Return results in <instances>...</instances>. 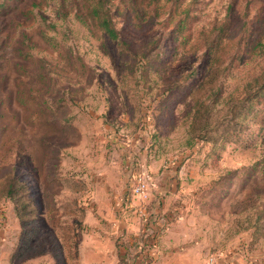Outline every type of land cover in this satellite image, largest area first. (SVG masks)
<instances>
[{
  "label": "rangeland",
  "instance_id": "rangeland-1",
  "mask_svg": "<svg viewBox=\"0 0 264 264\" xmlns=\"http://www.w3.org/2000/svg\"><path fill=\"white\" fill-rule=\"evenodd\" d=\"M263 84L264 0H0V264H264Z\"/></svg>",
  "mask_w": 264,
  "mask_h": 264
},
{
  "label": "crops",
  "instance_id": "crops-1",
  "mask_svg": "<svg viewBox=\"0 0 264 264\" xmlns=\"http://www.w3.org/2000/svg\"><path fill=\"white\" fill-rule=\"evenodd\" d=\"M108 203H109V201H108ZM113 204H116L117 210L113 208L109 214L113 216L112 217V221L114 222L113 225L117 226L119 224L121 226L119 228V234L122 235V238H124V239L131 238L132 234H134V236H139L142 233L141 231H143L141 224L139 223V221L141 219L140 216L137 214L135 216H133L131 214H127L128 210H126V208H124L122 206L123 204H125V201H120V199L117 198L116 201H111V205H113ZM126 205H127V201H126ZM161 210H162L161 204L159 205L157 203L150 208L149 213L146 214V211L148 212L147 208H145L143 211L144 215L146 214L147 217L150 215L152 216L153 220H151L150 226H152L153 223H155L154 229L157 228L156 226L158 224H161L160 220H159L160 219L159 213L161 212ZM124 220H125V222L128 223L127 226L124 225ZM178 236H179L178 242H176L177 245H175V247L178 248L177 254H179L181 252V255H183V258L184 257L189 258L193 252L198 251L197 245L193 246V244L195 242L186 243V242H188V240H186L184 234H182V233L178 234ZM182 237L184 238V240H182ZM143 245H144V243L141 244L140 248ZM127 250H128L127 245L124 244V245H120L119 249L114 251V253L119 251L120 257L118 258L119 259L118 264H126L127 259L130 258L127 254L123 255L124 252ZM145 251H146V248H145ZM227 253L225 252V253H223L224 254L223 256H221V255L218 256L217 264H244V261L239 259L240 256H242L241 254L234 253V254L228 255ZM155 256L151 258V259H154V262L152 264H155L156 263L155 261L158 258V255H155ZM122 259H124V260H122ZM132 260L136 261L137 263L140 262L138 258L137 259L133 258Z\"/></svg>",
  "mask_w": 264,
  "mask_h": 264
},
{
  "label": "built area",
  "instance_id": "built-area-1",
  "mask_svg": "<svg viewBox=\"0 0 264 264\" xmlns=\"http://www.w3.org/2000/svg\"><path fill=\"white\" fill-rule=\"evenodd\" d=\"M150 173L146 169H143L137 176V181L135 183V187L133 189L134 193L142 198L143 200H147L149 198L148 190L149 184L151 179ZM145 242L144 245L140 248V254L138 255L139 263L133 261L132 259L128 258L126 264H152L154 259H151L155 255H157L155 250V240L157 239V234L154 230L150 231L145 229ZM146 248V251H145ZM218 262V255L212 254L208 257V264H217Z\"/></svg>",
  "mask_w": 264,
  "mask_h": 264
},
{
  "label": "trees",
  "instance_id": "trees-1",
  "mask_svg": "<svg viewBox=\"0 0 264 264\" xmlns=\"http://www.w3.org/2000/svg\"><path fill=\"white\" fill-rule=\"evenodd\" d=\"M91 14L94 18L96 26L100 30H102L111 40L119 39V32L113 23L110 11L106 9L103 5H101L99 1H95L94 3H92ZM10 188L11 191H13L14 187L11 186Z\"/></svg>",
  "mask_w": 264,
  "mask_h": 264
}]
</instances>
